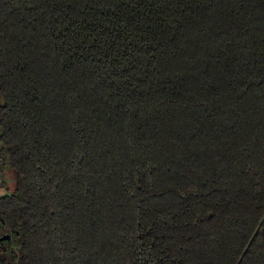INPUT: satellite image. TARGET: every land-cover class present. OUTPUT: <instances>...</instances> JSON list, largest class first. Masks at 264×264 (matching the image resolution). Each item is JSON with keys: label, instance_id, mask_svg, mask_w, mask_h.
<instances>
[{"label": "trees", "instance_id": "trees-1", "mask_svg": "<svg viewBox=\"0 0 264 264\" xmlns=\"http://www.w3.org/2000/svg\"><path fill=\"white\" fill-rule=\"evenodd\" d=\"M2 165L0 264H264V0H0Z\"/></svg>", "mask_w": 264, "mask_h": 264}, {"label": "rangeland", "instance_id": "rangeland-1", "mask_svg": "<svg viewBox=\"0 0 264 264\" xmlns=\"http://www.w3.org/2000/svg\"><path fill=\"white\" fill-rule=\"evenodd\" d=\"M16 187V172L13 168L0 166V195L9 194Z\"/></svg>", "mask_w": 264, "mask_h": 264}, {"label": "water", "instance_id": "water-1", "mask_svg": "<svg viewBox=\"0 0 264 264\" xmlns=\"http://www.w3.org/2000/svg\"><path fill=\"white\" fill-rule=\"evenodd\" d=\"M256 233V232H255ZM255 233H254V235H255ZM254 235L252 236V238L254 237ZM9 238V235H5V236H2L0 239H8ZM251 238V239H252ZM251 241V240H250ZM249 244H250V242L247 244V246H246V248L244 249V251H243V253H242V256L245 254V252H246V250H247V248H248V246H249ZM241 260V258L239 259V261ZM239 261H238V263H239Z\"/></svg>", "mask_w": 264, "mask_h": 264}]
</instances>
